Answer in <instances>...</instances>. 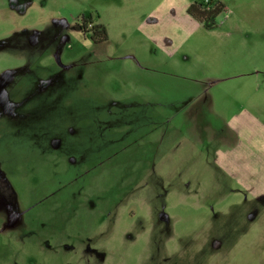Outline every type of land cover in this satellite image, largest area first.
<instances>
[{"label":"rangeland","instance_id":"374dc122","mask_svg":"<svg viewBox=\"0 0 264 264\" xmlns=\"http://www.w3.org/2000/svg\"><path fill=\"white\" fill-rule=\"evenodd\" d=\"M189 1L0 0V264H264V0Z\"/></svg>","mask_w":264,"mask_h":264},{"label":"trees","instance_id":"16d2710c","mask_svg":"<svg viewBox=\"0 0 264 264\" xmlns=\"http://www.w3.org/2000/svg\"><path fill=\"white\" fill-rule=\"evenodd\" d=\"M225 10V4L220 0H195L188 6L187 13L206 28L212 29L217 27L216 18ZM94 31V35L91 36L93 41L102 42L108 39V29L105 24H95Z\"/></svg>","mask_w":264,"mask_h":264},{"label":"crops","instance_id":"0c3cea01","mask_svg":"<svg viewBox=\"0 0 264 264\" xmlns=\"http://www.w3.org/2000/svg\"><path fill=\"white\" fill-rule=\"evenodd\" d=\"M222 3H224L223 2V0H220ZM192 3V1H189V2H187L186 3V5L184 6V9L185 10H187V8H188V6L190 5ZM164 15H168L167 13H165V12H163L162 14H161V16H160V18H158V20L159 19H161V17H163ZM188 18H191L192 19V17H188ZM193 20V19H192ZM156 20L155 19H153L151 22H155ZM244 111H246V112H248L247 110H244ZM242 114H244L245 116H247L248 117V119L249 120H252V121H255L256 122V124H257V128H260V126H259V123H258V121H257V119H255V117H253L252 115H250V114H248V113H240V114H237L234 118H233V121H232V124H233V129L234 130H236L237 132H239L240 134H243V133H245L244 131H246V134H250V125L249 126H246L245 124H244V116L242 115ZM236 124H238V127L236 128L235 126H236ZM227 151H229V152H232V153H238V152H240L241 150H240V147L238 146V145H236V146H233V147H230ZM222 157H223V160H222ZM243 159V156H240V155H234V156H232L231 157V161H227L228 160V158H227V155H226V153L224 152L223 154H221V156L220 157H217V158H215L214 159V162H216V164L217 165H219L220 167H222V168H224V169H229L228 168V166H226V163L227 164H229L230 162L232 163V166H233V169L231 170L233 173L232 174H234V175H236L235 174V169H237V168H239L240 166H243L244 165V159ZM240 161V162H239ZM254 163H256V165H258L260 162V159H259V157H255L254 158ZM224 162V166L223 165H221L222 163ZM242 162V163H241ZM216 165V166H217ZM218 166V167H219ZM255 168H257V167H255Z\"/></svg>","mask_w":264,"mask_h":264},{"label":"flooded vegetation","instance_id":"af4514ba","mask_svg":"<svg viewBox=\"0 0 264 264\" xmlns=\"http://www.w3.org/2000/svg\"><path fill=\"white\" fill-rule=\"evenodd\" d=\"M96 16L94 15L93 12L91 13H83L81 15V29L82 31L85 33L86 36H88L89 38H91V36L94 35V25L97 24L98 22H96ZM86 31V32H85ZM92 39V38H91Z\"/></svg>","mask_w":264,"mask_h":264}]
</instances>
